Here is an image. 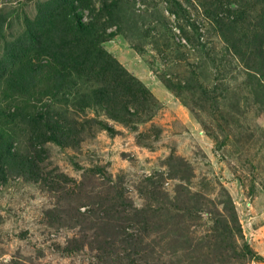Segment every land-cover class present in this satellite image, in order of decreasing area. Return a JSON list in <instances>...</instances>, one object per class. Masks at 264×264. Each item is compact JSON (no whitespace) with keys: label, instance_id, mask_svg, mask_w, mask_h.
<instances>
[{"label":"rangeland","instance_id":"obj_1","mask_svg":"<svg viewBox=\"0 0 264 264\" xmlns=\"http://www.w3.org/2000/svg\"><path fill=\"white\" fill-rule=\"evenodd\" d=\"M6 57L67 77L35 104L69 129L0 179V264H264V0H0Z\"/></svg>","mask_w":264,"mask_h":264},{"label":"trees","instance_id":"obj_2","mask_svg":"<svg viewBox=\"0 0 264 264\" xmlns=\"http://www.w3.org/2000/svg\"><path fill=\"white\" fill-rule=\"evenodd\" d=\"M73 17H74V26L76 31V37H81L82 34L88 32L89 25L86 24L81 20V15L74 9H72ZM41 46V45H40ZM36 49L40 51H44L45 49H41V47L37 46ZM53 50V49H52ZM7 52V51H6ZM49 52L50 55V49L49 47L44 51ZM7 55H13L10 50L7 52ZM7 65L6 67H1L0 65V85H4L3 88L0 90L2 93L1 98L2 100L6 99L9 103H5L6 106L3 108L7 110L8 116H13L17 112L22 111V115L25 116L28 121L31 122L33 127L29 129V137L31 138V141L29 140V146L26 152L22 155L23 157L17 156V154L14 152V149H12V140L10 141V135H3V130L0 127V179L5 180L6 170L8 166H12L13 164L19 165L20 168L23 169V171L31 172V168H35L38 166V147H40V144L43 141L46 140H56L59 141L58 138H60L64 131L68 130L69 127L67 125L66 120L63 118V112L65 111L63 109L58 112V117L56 119L53 118V116L50 114V111L54 109H47L45 111H41L40 105L42 103H45L48 100H51V97L55 98V96L58 95V97L64 96L65 92H67L66 89L62 90L60 93L58 92L61 82L65 81L68 84L67 77L65 78L64 74L61 72H56L54 74H50V69L48 65L41 61H34L30 64L28 63H19L14 67V64L12 63L11 59L6 57ZM46 74L47 77L45 79L46 82H49L48 87L45 88L38 86L35 87V85H38L36 83L35 77L38 78L41 77V75ZM52 86L51 87L49 86ZM59 93V94H58ZM34 103L37 107V110L35 111L33 107L26 108L25 104H21L23 102L30 101ZM42 102L39 106L35 103ZM13 105L12 110L10 107ZM56 114V112H55ZM1 115V114H0ZM45 115V116H43ZM0 126H2L0 122ZM45 127H48L49 129H46ZM9 140V141H8ZM36 144H35V143ZM12 161V162H10ZM9 164V165H8ZM33 178V177H32ZM56 188V187H55ZM60 189H65L64 187L56 188L57 191ZM111 199V198H110ZM99 203V202H98ZM99 207V204H98ZM100 218V216H98ZM128 217V216H127ZM122 217L124 221H131V218ZM101 221L105 219V216L102 215ZM127 218V219H126ZM121 219V220H122ZM120 226L119 224L112 225L113 227Z\"/></svg>","mask_w":264,"mask_h":264}]
</instances>
